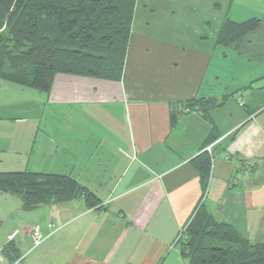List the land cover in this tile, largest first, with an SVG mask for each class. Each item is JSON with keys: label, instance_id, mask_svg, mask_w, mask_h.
<instances>
[{"label": "crops", "instance_id": "0c3cea01", "mask_svg": "<svg viewBox=\"0 0 264 264\" xmlns=\"http://www.w3.org/2000/svg\"><path fill=\"white\" fill-rule=\"evenodd\" d=\"M138 1L121 79L61 73L46 93L0 77V171L67 174L101 202L24 210L0 264L16 230L21 264H189L176 241L201 203L264 243V0H190L185 20L152 29ZM210 5L218 30L183 37L188 22L211 27ZM227 17L261 23L225 46ZM215 135L204 185L192 160Z\"/></svg>", "mask_w": 264, "mask_h": 264}, {"label": "trees", "instance_id": "16d2710c", "mask_svg": "<svg viewBox=\"0 0 264 264\" xmlns=\"http://www.w3.org/2000/svg\"><path fill=\"white\" fill-rule=\"evenodd\" d=\"M136 2L0 0V77L46 93L61 73L121 79ZM260 23L255 18L236 22L227 17L216 42L238 44ZM215 139L217 135L209 138L208 145ZM210 156L205 150L192 160L204 185ZM0 192L14 194L20 210L25 211L78 197L85 198L87 207H101L93 191L67 174L0 171ZM195 213L176 241L189 264H264V243H254L232 224L218 222L202 203ZM2 223L0 220V228ZM2 254L10 263L20 260L21 264L15 237L6 243Z\"/></svg>", "mask_w": 264, "mask_h": 264}, {"label": "rangeland", "instance_id": "374dc122", "mask_svg": "<svg viewBox=\"0 0 264 264\" xmlns=\"http://www.w3.org/2000/svg\"><path fill=\"white\" fill-rule=\"evenodd\" d=\"M140 0L138 3H140L141 8L147 7L150 11L147 15H142L143 19L151 24L152 28L160 27L162 24H166V21H171L174 24V19L176 21L181 22L187 18V14L185 12H182L181 8L182 5L187 4L190 2V0ZM145 4L146 6H142V4ZM211 6V14L208 16L210 19L211 27L204 26L199 28H194L192 26L193 24L191 22L186 23L185 27H182L181 35L183 37H189L193 38L194 36L198 34H204V35H210L211 33H215L216 30H218L221 21L222 16L218 14H214V11H212V5ZM154 9H156L154 11ZM171 10H176V13L170 12ZM156 11L159 13L156 14ZM170 12V13H169ZM192 13V12H188ZM207 19V18H205ZM175 25V24H174ZM176 29H174L173 32H175ZM209 146V145H208ZM2 193V192H0ZM17 203V204H16ZM19 207L20 201L16 198V196L10 194H0V218L2 223V227L0 228V243L1 240L4 238L7 232H9L15 225H17L18 217L22 215V212L24 210H14V206ZM11 211H14L12 214V219L9 218ZM10 212V213H9ZM9 214V215H7ZM6 215V216H5ZM13 238V237H12ZM12 238H10L12 240ZM177 248L180 250L179 246ZM30 259V256L28 257V260ZM17 262V261H16ZM16 262L9 264H15Z\"/></svg>", "mask_w": 264, "mask_h": 264}, {"label": "built area", "instance_id": "2783aa9c", "mask_svg": "<svg viewBox=\"0 0 264 264\" xmlns=\"http://www.w3.org/2000/svg\"><path fill=\"white\" fill-rule=\"evenodd\" d=\"M206 151H208L209 153H212L213 152V145L212 144H209L208 147H206ZM53 227V225H51ZM18 230L14 231L12 233V236L11 238L13 237H16V235L18 234ZM46 240V237L44 236L43 234V231L41 230V228L39 226H35L33 229H32V243H33V249H35L36 247L38 246H41L44 241ZM15 264H20V260L17 261Z\"/></svg>", "mask_w": 264, "mask_h": 264}]
</instances>
